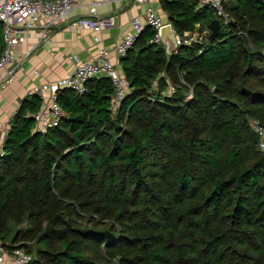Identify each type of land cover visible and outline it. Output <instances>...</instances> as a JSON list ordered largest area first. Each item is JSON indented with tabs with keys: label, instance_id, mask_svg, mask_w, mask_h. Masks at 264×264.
Returning a JSON list of instances; mask_svg holds the SVG:
<instances>
[{
	"label": "trees",
	"instance_id": "16d2710c",
	"mask_svg": "<svg viewBox=\"0 0 264 264\" xmlns=\"http://www.w3.org/2000/svg\"><path fill=\"white\" fill-rule=\"evenodd\" d=\"M160 5L177 35L197 38L168 54L150 43L153 30L146 27L120 58L130 91L114 111L107 78L89 80L82 95L58 91L65 115L46 133L35 131L40 98L20 102L0 157V240L7 250L17 246L30 254L14 237L5 242L11 217L19 221L27 204L39 209L37 221L48 216L41 247L48 240L59 245L45 252L48 264H101L66 240L80 231L67 226L63 210L78 206L114 220L109 231L93 222L83 234L126 264H264V149L239 125L247 115L264 127V0H228L229 23L219 22L213 40L209 8L194 0ZM3 46L0 22V56ZM167 80L175 93L162 96L161 105L148 101L154 86L162 92ZM189 88L193 96L186 101ZM139 113L148 125L121 128L124 116ZM181 137L178 155L148 167L149 150ZM181 154L183 166L177 165ZM197 164L206 171L197 175ZM148 175L155 190L147 187Z\"/></svg>",
	"mask_w": 264,
	"mask_h": 264
},
{
	"label": "built area",
	"instance_id": "2783aa9c",
	"mask_svg": "<svg viewBox=\"0 0 264 264\" xmlns=\"http://www.w3.org/2000/svg\"><path fill=\"white\" fill-rule=\"evenodd\" d=\"M137 3H145L146 0H132ZM199 8H209L215 18L225 25L228 18L224 11V4L228 0H194ZM98 0H93L89 7V15L68 21L70 13L75 7V0H0V22L3 33V51L0 56V94L6 91L15 81L19 66L23 59L28 56L26 52L23 58L16 55V48L25 43L28 33L36 29L44 37L45 33L67 23L71 27H77L93 33L101 32L105 27L113 24L112 17L99 18L96 14ZM145 22L142 23L139 17H134L131 21L132 32L124 33L116 46L114 52L120 59L130 51L136 40L146 27L153 30L150 39L151 44L162 45L159 36L160 30L167 24L156 11L151 7L145 10ZM176 47L189 45L194 40L191 32H185L181 37L175 33ZM74 63V70L62 79L54 83L41 86H33L27 90L25 97L36 95L40 98L38 110L33 115L35 121V131L46 133L58 126L59 121L65 115L57 102L58 91L68 89L77 95H82L87 91V82L91 79L107 78L112 86L113 95L111 99V110H115L121 100L129 93L130 88L127 80L119 73L108 52L101 48L93 59L81 60L77 56L70 57ZM175 93V87L169 85L166 96ZM18 108V107H17ZM16 108V110H17ZM16 112V111H15ZM254 133L259 140V148L264 149V127L258 121H251ZM3 152H0V157ZM32 256L22 248L13 247L11 250L5 248L0 240V264H31Z\"/></svg>",
	"mask_w": 264,
	"mask_h": 264
},
{
	"label": "crops",
	"instance_id": "0c3cea01",
	"mask_svg": "<svg viewBox=\"0 0 264 264\" xmlns=\"http://www.w3.org/2000/svg\"><path fill=\"white\" fill-rule=\"evenodd\" d=\"M92 1L75 0V7L68 21L88 16ZM147 7L154 9L165 23H169L160 0H146L141 4L132 0H98L97 16L113 18V24L99 33L71 27L67 23L45 33L44 37L38 29L29 32L26 42L19 45L15 52L19 58H23L26 52H29L28 56L23 59L17 70L16 81L0 94V152H3L9 122L25 98L27 90L33 86L54 83L72 73L75 62L70 57L77 56L81 60L93 59L98 50L103 48L108 52L119 73L123 75L120 59L116 56L114 47L124 33L132 32L131 21L134 17H139L142 23L145 22Z\"/></svg>",
	"mask_w": 264,
	"mask_h": 264
},
{
	"label": "rangeland",
	"instance_id": "374dc122",
	"mask_svg": "<svg viewBox=\"0 0 264 264\" xmlns=\"http://www.w3.org/2000/svg\"><path fill=\"white\" fill-rule=\"evenodd\" d=\"M226 14V12H225ZM227 16V14H226ZM228 18V16H227ZM229 20V19H228ZM229 23V21H228ZM227 23V24H228ZM224 24V23H223ZM225 25V24H224ZM197 34L192 36L193 40H196ZM258 79L256 78H250V81H252V84H255V82ZM171 80H167V87L161 92L157 90V86L155 85L154 88L150 91V95L148 96V101L151 103H156L161 105L162 96H166L169 91V84L171 85ZM183 84L185 83V80L182 81ZM187 85V84H186ZM258 86V85H256ZM184 100L188 101L192 98L193 93L191 88H189V91L183 92ZM243 105V104H242ZM145 106V105H143ZM146 108V107H145ZM113 118H117L116 112L113 114ZM254 117L243 115L241 117V120L239 121L240 125V131L243 135L247 137V135L252 134L253 127L250 125V122L253 121ZM127 122H135L136 124L140 126H146L148 125V122L146 121L145 117H143L140 113L136 114V116L127 117L124 116L123 121L121 124V128H124L125 124ZM199 124H202L201 122ZM202 126V125H199ZM254 132V131H253ZM184 138H178L174 140L171 144H160L156 146L154 150H149L147 153V165L148 167L152 162H159L161 158H168L172 159L178 153H180V149L184 146ZM177 146L180 147V149H177ZM263 151V150H261ZM183 160L184 155L181 154L179 163L177 165L183 166ZM181 166V167H182ZM198 164L196 165V167ZM198 168L201 170L200 173H197V175L202 174V172L206 171L205 164L198 166ZM146 183H148L147 187H151V189H156V185L153 182V179L150 175L146 177ZM53 194H59L56 190H54ZM23 204H26L23 202ZM25 213L26 215L20 216L19 221L16 219V217H11V221L8 224V228L10 232L8 233L9 239L7 238L5 242L9 243L10 238L14 237L17 240V244L23 245L27 248V250L30 252L33 261L40 262L43 264H48L47 259L51 260V258H46V253L49 252L48 250H52L50 252H57L58 250V243L52 240H48V244L43 249L41 245L38 243V238H40L41 234L43 233L44 229L46 228V225L48 223V216L44 215L41 216V221H37V217H33L37 214V211H39L38 208H31L29 205H24ZM50 214V213H49ZM63 214L66 218V224L69 228L76 229L80 231V233L75 234L73 237L66 238V240L73 239L75 240L74 246H76L79 250H82L86 252L90 257L94 258L96 261L100 262L101 264H126L123 262L122 258H116L110 256V254L107 252L105 244L99 243L100 245L96 248L95 247V241H86L84 237V232L91 230L93 226V222H97L99 224L98 230H104L109 231L112 228V225L114 223L113 219H110L109 217H103L102 213H94L93 211H89L86 213L80 212L78 210V206H73L72 209L65 208L63 210ZM91 228V229H90ZM82 237V239L80 238ZM97 242V241H96ZM54 252V253H55Z\"/></svg>",
	"mask_w": 264,
	"mask_h": 264
},
{
	"label": "water",
	"instance_id": "95a60500",
	"mask_svg": "<svg viewBox=\"0 0 264 264\" xmlns=\"http://www.w3.org/2000/svg\"><path fill=\"white\" fill-rule=\"evenodd\" d=\"M208 29H209V38L210 40H213L215 37L218 36L220 31L219 20L213 19L208 25ZM159 36L165 47L166 52L170 54L176 48L175 36L172 33V26L170 24L165 25L160 30ZM67 119L72 120L74 119V117L72 115H68ZM1 157H3V155Z\"/></svg>",
	"mask_w": 264,
	"mask_h": 264
}]
</instances>
